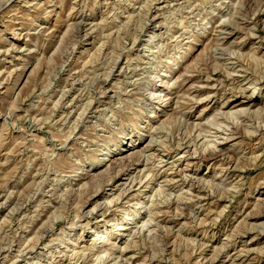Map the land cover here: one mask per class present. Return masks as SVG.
I'll use <instances>...</instances> for the list:
<instances>
[{"label":"rangeland","instance_id":"1","mask_svg":"<svg viewBox=\"0 0 264 264\" xmlns=\"http://www.w3.org/2000/svg\"><path fill=\"white\" fill-rule=\"evenodd\" d=\"M239 57L257 84L233 95ZM263 229L264 0H0V264H264Z\"/></svg>","mask_w":264,"mask_h":264},{"label":"bare ground","instance_id":"2","mask_svg":"<svg viewBox=\"0 0 264 264\" xmlns=\"http://www.w3.org/2000/svg\"><path fill=\"white\" fill-rule=\"evenodd\" d=\"M165 21V20H164ZM183 23V22H182ZM227 27V26H226ZM236 27V26H235ZM138 28V27H137ZM231 28V27H230ZM227 28H225V27H222V29L220 30V31H223V30H226ZM219 30V29H218ZM227 31L229 32V30L227 29ZM224 32V31H223ZM230 32H232L231 30H230ZM229 32V33H230ZM235 32V31H234ZM182 34V33H181ZM223 34V33H222ZM225 35V34H224ZM226 36H228V34L226 33V35H225V37ZM223 39H225V38H223ZM222 39V40H223ZM221 41V40H220ZM223 44V43H222ZM223 48V47H222ZM199 51V50H198ZM235 54V53H234ZM240 54V53H239ZM254 55L255 54H252V58L254 57ZM227 56V55H226ZM238 56V55H237ZM229 57V56H228ZM240 57H241V55H240ZM240 57L238 58V60H237V62H232L233 60H236V58H233V57H229V58H227V60H232L231 62H230V65H231V69H233L234 70V73L236 72L237 73V75H234L233 77H234V79H233V81H234V85H232L231 87H230V90H231V92L233 93V95L234 94H236L237 92H238V89H240V91H243V89L245 88L244 86L245 85H250V86H252V85H255L254 87H256V84H257V81H254V75L253 74H248V72H247V69H246V67H245V65L244 64H242V63H240L241 61H240ZM255 58V57H254ZM246 60V59H245ZM244 60V61H245ZM252 60V59H251ZM253 61L254 62H259V61H262V60H260V59H258V58H255V59H253ZM229 65V66H230ZM226 75V74H225ZM231 75V74H230ZM189 78H191V77H189ZM201 78V77H200ZM199 78V79H200ZM192 79V78H191ZM203 79H206V77L205 78H203ZM142 80V79H141ZM198 80V79H197ZM202 80V79H201ZM208 81V82H207ZM207 82V83H206ZM206 84H207V89H208V92H210V93H212V94H209L208 93V97H210V96H212V95H215L216 96V94H218V92L220 91V87L222 86V81L221 80H219V78H217V79H215V77H211V76H208L207 77V80H206ZM223 83H224V81H223ZM185 84H186V81H185ZM192 84H194V83H192ZM188 85V87L186 88L187 90H188V92L192 95V97L191 98H188L187 100H188V102L190 103L191 102V104L190 105H193V104H195L194 102H196V100L195 99H197L196 97L198 96V95H194L195 93L197 94H199V95H201L202 94V91L203 90H207L206 88H205V86L203 87V88H197L196 87V85ZM229 87V86H228ZM242 89V90H241ZM154 92V91H153ZM207 92V91H206ZM176 93H177V91H176ZM149 94H152V93H149ZM167 95V94H166ZM177 95H179V94H177ZM177 95H171V97H170V99H172V100H174V99H176V98H178V97H176ZM185 95V94H184ZM203 95H204V93H203ZM187 96H188V94H187ZM190 96V95H189ZM188 96V97H189ZM203 98V97H202ZM204 98H206V97H204ZM199 99H201V98H199ZM175 101V100H174ZM179 103V102H178ZM197 103V102H196ZM184 105V104H183ZM189 105V104H188ZM196 105V104H195ZM195 105L193 106V107H195ZM255 105H257V102H256V100L255 99H252L251 97H249L248 99H242V100H239V101H234V100H232V99H229L228 101H226L225 103H223L221 106H220V115H223V117H224V115H230L229 117L231 118V115H237V118L239 117H241V116H243V115H247V114H252V113H255V111H257V110H252L254 107H255ZM190 107V106H189ZM189 107H186V108H189ZM193 107H190V108H193ZM205 109H204V111H206V110H208L209 108L207 107H204ZM227 109H229V111H226ZM233 109H235V111L233 110ZM203 110V109H202ZM183 111V110H182ZM181 111V112H182ZM202 112V114H200L201 116H203V114L204 115H207V113L208 112ZM184 112H182L181 114H183ZM188 116L190 115V114H187ZM184 117V116H183ZM221 117V116H220ZM227 117V116H226ZM185 118V117H184ZM186 118H188V117H186ZM186 118H185V120H186ZM236 118V117H235ZM234 118V119H235ZM238 118V119H239ZM181 119V118H180ZM227 119H228V117H227ZM227 119H225V120H227ZM223 120V119H222ZM230 120V119H229ZM231 120H233V119H231ZM237 120V119H236ZM184 121V120H183ZM220 121V120H219ZM196 122V121H195ZM225 122H227V121H225ZM231 122H234V121H231ZM236 122V121H235ZM185 123V122H184ZM183 124V123H182ZM199 124H201V123H199ZM217 124V123H216ZM220 125L222 124V123H219ZM223 124H224V122H223ZM226 124H228V123H226ZM229 124H231V123H229ZM160 125V124H159ZM159 125H154L155 127H153V128H155L156 130L159 128V127H161V126H159ZM203 125V124H202ZM201 125V126H202ZM196 126V125H195ZM194 126V127H195ZM229 127H231L229 130H228V132L229 133H225L226 135H227V138H225V139H229V138H234V136H235V134H237L238 133V130H239V126L237 125V123H235V124H233L232 123V125H230ZM244 127V126H243ZM186 128V127H185ZM197 128V127H196ZM199 128V127H198ZM223 128V127H222ZM228 128V127H227ZM202 127H200L199 128V130H200V132L198 133V135H196L197 136V139H199L201 136H202ZM209 129V128H208ZM251 129V128H250ZM249 129V126L247 127L246 126V131L247 132H249L250 131V133H251V130ZM208 131V130H207ZM206 131V129H205V131L204 132H207ZM217 131H219V130H217ZM216 131V132H217ZM227 131V129L225 130V132ZM196 132V131H195ZM203 132V133H204ZM212 133V132H211ZM222 133V131L219 133V134H221ZM223 134V133H222ZM221 134V135H222ZM245 135H248L247 133L245 134ZM245 135H242V137H245ZM179 136V135H178ZM237 136V135H236ZM249 136V135H248ZM206 136H204V138H205ZM218 137V136H217ZM226 137V136H225ZM250 137V136H249ZM252 137V136H251ZM183 138H186V137H183ZM209 138V137H208ZM214 138V137H213ZM176 139H180V140H182L181 138H177L176 137ZM196 139V138H195ZM210 139H211V137H210ZM224 139V140H225ZM185 140H187V139H184V143H180L179 144V146L176 148V149H181L183 146H185L184 147V149H187V151L185 150V152L183 151V153H184V155H186L187 153H189L190 152V146L191 145H193V147H194V149H195V151L193 152L194 154H193V157L191 158V160H189L188 161V163L189 164H191V163H195L196 165H199V164H201L202 162H206V161H208V160H210V159H214V158H217V157H219V156H217L218 155V153H216V152H209V154L207 153V154H205V152H203V151H198V146H197V144H192V142L190 141V142H185ZM193 142H194V140L193 139H191ZM200 140H202V138L200 139ZM199 140V141H200ZM205 140V139H204ZM216 140V139H215ZM179 141V140H178ZM152 142V141H151ZM198 141H196V143H197ZM208 142V144L209 143H211V141L209 142V141H207ZM216 142V141H215ZM150 143V142H149ZM149 143H147L143 148L144 149H147L148 150V148L150 147V145H149ZM202 143V142H201ZM200 143V144H201ZM206 143V142H205ZM213 143V142H212ZM152 144V143H151ZM199 144V143H198ZM207 143H206V145L205 146H207L208 145ZM177 145H178V143H177ZM218 144H216L215 146H217ZM212 147V146H211ZM218 148H219V146H217ZM216 147V148H217ZM144 149H142V151L144 150ZM170 149V148H169ZM192 149V148H191ZM206 149V148H205ZM208 149V148H207ZM215 149V148H214ZM200 150V149H199ZM204 150V149H203ZM210 150V149H209ZM212 150V149H211ZM146 151V150H145ZM157 151V150H156ZM205 151V150H204ZM150 152V151H149ZM221 152V151H220ZM191 153V152H190ZM183 155V156H184ZM191 155V154H190ZM162 156V155H161ZM164 157V156H163ZM147 158V157H146ZM159 158H160V156H159ZM168 158V160L167 161H169V163H170V160H169V157H167ZM188 157H186V159H187ZM106 159H109V157H106ZM178 159H181L182 160V158H178ZM104 161V160H103ZM166 161V160H165ZM165 161H162V162H164L165 163ZM166 161V162H167ZM179 161V160H178ZM145 163V162H144ZM161 163V162H160ZM229 163V165H230V167H233V162L232 161H229L228 162ZM175 164V163H174ZM177 164V163H176ZM167 165V164H166ZM148 166V165H147ZM164 166V165H163ZM168 167L170 166L169 164L167 165ZM187 167V166H186ZM145 168V167H144ZM147 168V167H146ZM151 168V167H150ZM188 168V167H187ZM147 169H149V168H147ZM146 169V170H147ZM152 169V168H151ZM150 169V170H151ZM179 169V168H178ZM236 169V168H235ZM145 169H140V171H139V173H137V174H129V176L128 177H126V178H124V179H126V180H124V181H122V183H121V186H119L118 187V189L119 190H121V191H130L133 187H136L135 185H136V182L137 181H139V182H143V180L145 179L144 178V176H145V171H144ZM150 170L148 171V172H150ZM153 170V169H152ZM151 170V171H152ZM146 171V172H147ZM185 171H187L188 173L185 175L184 173H186ZM40 172V171H39ZM153 172V171H152ZM141 173V174H140ZM157 173V172H156ZM160 174V173H159ZM159 174L157 173L156 174V176H155V174H152V176L154 177L153 179H155L157 176L159 177ZM150 175V174H149ZM162 175V174H161ZM236 175V174H235ZM173 176V175H172ZM172 176H171V178H172ZM199 175L196 173V172H192V171H189L188 169H184V167H183V169H179V170H176L175 172H174V177H177L176 179H177V181H178V177H185V178H182L180 181H183V183H187V182H192V184L193 183H200V182H203V181H206L207 179L205 178V177H198ZM239 177V176H238ZM170 178V180L169 181H175V178L174 179H171ZM146 179H148V177H146ZM145 179V180H146ZM168 180V179H167ZM176 181V182H177ZM175 182V183H176ZM151 183V182H150ZM150 183H149V181H148V185H146V187H145V189L143 190V191H146V189H148V191L147 192H145V194H146V196L148 197V196H150L148 193L150 192V189L149 188H147V187H149L150 186ZM189 183V184H190ZM119 184V183H118ZM138 185H140L139 183H138ZM160 185V184H159ZM194 185V184H193ZM115 188V187H114ZM208 188V187H207ZM173 192V191H172ZM117 193H119V192H117ZM122 193V192H121ZM121 193H120V195H121ZM36 194V193H35ZM115 194V193H114ZM166 194V193H165ZM122 196V195H121ZM172 196V195H171ZM200 196V195H199ZM204 196V195H203ZM113 198V197H112ZM167 199V198H166ZM155 201V200H154ZM99 202V201H98ZM101 202V201H100ZM4 203V202H3ZM103 203V202H102ZM117 203V202H116ZM142 203V202H141ZM145 203V201H143V204ZM154 203V202H153ZM99 204V203H98ZM101 205V204H100ZM98 206V205H97ZM110 205H108L107 207H109ZM15 207V206H14ZM96 208V207H95ZM105 208V207H104ZM98 209V208H97ZM61 211V210H60ZM138 210H136L133 214H130V216L127 218V220H126V222L125 223H123L124 225L122 226V228L124 229V230H126V231H128L129 232V234H131V232H133L134 230V228H136L137 229V225L135 226L134 224H132L133 222H132V220H135L136 218H135V216L137 217V215H138ZM74 214V213H73ZM75 215V214H74ZM193 219V218H192ZM135 222H136V220H135ZM137 223V222H136ZM144 224H145V222H143ZM89 224V223H88ZM143 226V225H142ZM164 227V226H163ZM142 228H144V227H142ZM135 229V230H136ZM261 229V228H260ZM44 230V229H43ZM251 230V229H250ZM264 230V229H263ZM137 231V230H136ZM135 231V232H136ZM152 231V230H151ZM180 231V230H179ZM208 232V231H207ZM137 233V232H136ZM140 233V232H139ZM150 233V232H149ZM99 234V233H98ZM98 234H97V236H98ZM181 234V233H180ZM45 235V234H44ZM126 235H128V234H126ZM165 237V236H164ZM254 238V237H253ZM131 239V238H130ZM96 240V238L94 239V241ZM1 242V241H0ZM4 245V244H3ZM161 248V247H160ZM153 249V248H152ZM214 250V249H213ZM105 251V250H104ZM172 251V250H171ZM160 252V251H159ZM172 257H173V255H172ZM113 258V257H112ZM73 260V259H72ZM114 260V259H113ZM150 261V260H149Z\"/></svg>","mask_w":264,"mask_h":264}]
</instances>
